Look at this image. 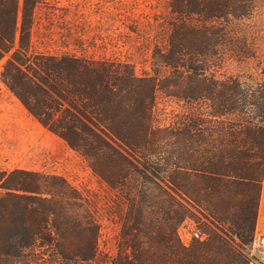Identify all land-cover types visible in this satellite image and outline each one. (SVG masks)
Wrapping results in <instances>:
<instances>
[{
  "label": "rangeland",
  "instance_id": "obj_1",
  "mask_svg": "<svg viewBox=\"0 0 264 264\" xmlns=\"http://www.w3.org/2000/svg\"><path fill=\"white\" fill-rule=\"evenodd\" d=\"M193 3L0 0V52H5L0 57V180L6 170L40 172L89 197L102 264L125 255L133 262L145 260L150 246L177 239L185 220L202 235L187 248L219 235L224 245L216 264H245L243 257L264 264V232L256 226L264 172L258 184L226 178L222 189L221 182L202 173L166 170L167 162L189 154L199 166L221 150L236 155L226 162L227 170H248L256 179L261 169V160L251 159L258 153L255 128L230 131L226 122L256 118L254 108L244 109L264 91L255 59L237 60L224 51L213 68L221 83L193 79L196 99L189 105L176 96L180 74L164 61L176 65L181 57L182 35L196 25ZM248 13L243 22L249 34L264 42V0ZM145 73L156 78L152 98L149 85L136 86ZM228 77L233 82L227 83ZM229 89L236 92L235 118H212L223 113ZM109 126L137 147L122 144ZM167 176L189 190V202L166 186ZM175 201L189 209L182 220Z\"/></svg>",
  "mask_w": 264,
  "mask_h": 264
},
{
  "label": "trees",
  "instance_id": "obj_2",
  "mask_svg": "<svg viewBox=\"0 0 264 264\" xmlns=\"http://www.w3.org/2000/svg\"><path fill=\"white\" fill-rule=\"evenodd\" d=\"M259 1L194 0L196 25L192 29H187V33L182 35L178 51L181 57L176 65L164 61L166 65L177 68L181 82L175 85L176 96L186 105L196 99L190 90L193 79L200 77L210 81L212 86L221 83L215 79L214 69L217 68L220 57L226 52L237 60L255 59L259 74L264 76V42H258L251 36L248 32L249 25L243 22L248 12H254ZM17 8L16 3L15 20ZM233 26L240 31L236 32ZM237 34L238 38H236ZM170 45L172 46L171 43ZM4 53V51L0 52V57ZM155 66L153 62L152 68L155 69ZM155 81L154 76L145 73L143 78L136 80V86L149 85V95L152 98L156 89ZM231 82L233 81L228 77L227 83ZM235 93L234 90H228L226 106L221 110L223 113L215 112L211 114L212 118L216 119L222 115L235 118L237 111L233 99ZM260 94L256 102H247L244 107V109L254 108L256 118H242L240 121L229 118L226 121L230 125L228 129L230 131L233 130L231 127L250 126L255 128L259 135L253 139L258 153L251 156V159L261 160L260 173L256 179L248 170H227L226 162L233 160L236 155L233 156L226 150L213 152L211 157H204V162L199 166L193 163L189 154L181 158L178 163L167 162L166 170L173 169L175 172L183 171L188 174L202 173L221 182V188L222 181L226 178L247 185L260 183L264 172V91ZM199 96L207 98L205 92H200ZM111 120L113 125L115 120ZM42 123L51 126L48 122L42 121ZM181 125L188 131L187 123ZM107 129L122 144L130 148L137 147V144L127 136H123L121 131L115 130L114 126H109ZM52 130L60 133L59 135L69 142L66 135L55 129ZM227 133L232 135L229 131ZM0 181L2 190L0 191V264H102V252L99 250L96 238L99 228L89 197L78 195L66 184V181L40 172L6 170ZM165 183L172 192L186 198L187 202L191 200L189 190H183V186L173 176H167ZM259 187L258 184V196ZM166 194L171 200L173 199L170 191ZM175 203L180 210L179 219L182 220L187 216L189 209L178 201ZM176 237L177 239L165 238L159 245L150 246L149 256L145 260L136 259L133 262L127 260L125 255V258L111 261L110 264L219 263L218 251L224 245L219 235H214L207 242H196L191 248L184 246L177 235ZM243 259L245 264H249L246 257Z\"/></svg>",
  "mask_w": 264,
  "mask_h": 264
},
{
  "label": "built area",
  "instance_id": "obj_3",
  "mask_svg": "<svg viewBox=\"0 0 264 264\" xmlns=\"http://www.w3.org/2000/svg\"><path fill=\"white\" fill-rule=\"evenodd\" d=\"M177 236L184 246H189L194 240H202L199 229L186 220L177 229Z\"/></svg>",
  "mask_w": 264,
  "mask_h": 264
},
{
  "label": "crops",
  "instance_id": "obj_4",
  "mask_svg": "<svg viewBox=\"0 0 264 264\" xmlns=\"http://www.w3.org/2000/svg\"><path fill=\"white\" fill-rule=\"evenodd\" d=\"M258 214L256 219V226L261 228L264 232V187L262 186V190L260 189V194L258 197Z\"/></svg>",
  "mask_w": 264,
  "mask_h": 264
}]
</instances>
